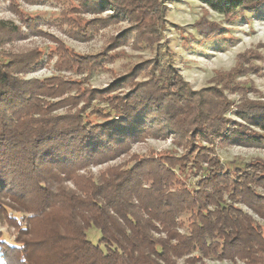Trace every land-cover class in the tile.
Instances as JSON below:
<instances>
[{
    "label": "trees",
    "instance_id": "obj_1",
    "mask_svg": "<svg viewBox=\"0 0 264 264\" xmlns=\"http://www.w3.org/2000/svg\"><path fill=\"white\" fill-rule=\"evenodd\" d=\"M0 1L21 23L0 20V228L13 237L8 243L0 229L3 264H264V162L227 168L217 152L220 145L264 148V106L236 108L227 96L240 91L235 79L249 54L200 91L183 79L167 47L105 89L27 79L44 55L7 47L42 29L19 3L57 0ZM69 1L63 24L79 12L93 17L70 23L79 39L113 23L130 27L106 55L59 51L66 71L92 74L129 39L137 48L161 44L168 0ZM197 1L231 21L239 10L264 5ZM195 26L208 37L220 33L207 19ZM149 138L171 140L181 154L140 158L97 178L87 171ZM92 227L101 234L97 243L88 237Z\"/></svg>",
    "mask_w": 264,
    "mask_h": 264
},
{
    "label": "rangeland",
    "instance_id": "obj_2",
    "mask_svg": "<svg viewBox=\"0 0 264 264\" xmlns=\"http://www.w3.org/2000/svg\"><path fill=\"white\" fill-rule=\"evenodd\" d=\"M69 0L46 1L36 5L20 2V10L24 14L39 18L41 36L29 35L20 42L7 47L14 53L38 50L44 55L39 69H35L27 79H60L67 81H84L86 88L105 89L116 79L126 75L134 66L154 59L158 50L167 47L173 53V60L183 79L189 83L192 90L200 91L212 86L216 76L228 73L236 67L240 55L249 54L244 58V74L235 79L240 91H227L228 98L235 107L253 103L264 106V5L255 10H239L234 19L208 11L197 0H168L166 3V26L159 46L148 47L141 45L137 48L132 39L126 45L113 50L110 62L92 74H77L66 71L59 65L57 53L64 49L75 56L91 57L106 55L113 39L121 35L130 27V23L123 21L101 28L88 39H79L70 24L77 21L91 20L93 17L82 12L70 15L69 23L63 24ZM108 13L102 16L106 17ZM207 19L219 26L220 33L208 37L196 29V23ZM0 20L21 25L20 18L9 7L8 2L0 1ZM73 20V21H71ZM62 67V68H61ZM143 77H140L142 79ZM81 107V106H80ZM235 108V109H236ZM68 108L55 112L65 113ZM233 113L228 116L234 119ZM218 156L227 168L244 167L246 164L258 161L264 162L263 147H231L220 145L217 148ZM177 150L171 140L146 139L132 146L130 152L108 164L89 167L93 177L114 167H131L140 158H152L175 153ZM264 226L263 221H259ZM3 238L12 243L13 237L7 227L0 228ZM89 239L97 243L101 234L96 228L88 231ZM0 264L3 262L0 260ZM204 264H232L206 260ZM237 264H244L238 262Z\"/></svg>",
    "mask_w": 264,
    "mask_h": 264
}]
</instances>
